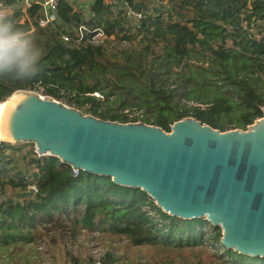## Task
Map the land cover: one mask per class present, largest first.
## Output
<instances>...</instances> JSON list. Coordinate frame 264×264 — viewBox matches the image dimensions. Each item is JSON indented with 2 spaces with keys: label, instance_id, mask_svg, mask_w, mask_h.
Returning <instances> with one entry per match:
<instances>
[{
  "label": "trees",
  "instance_id": "1",
  "mask_svg": "<svg viewBox=\"0 0 264 264\" xmlns=\"http://www.w3.org/2000/svg\"><path fill=\"white\" fill-rule=\"evenodd\" d=\"M0 4L17 7L9 18L31 33L43 52L32 78L14 80L0 74V103L16 91H32L101 120L140 119L165 132L185 118L228 131L245 130L262 117L264 0H183L176 8L185 10V16L179 11L177 20L147 16L136 23L134 34V27L123 26L112 16L105 0H95L91 7L95 25L114 37V42L98 47L65 43L58 32L48 29L30 32L27 20L20 23L19 0H0ZM132 8L140 10L135 4ZM37 9L32 6L28 16ZM58 14L65 26L92 23L72 12L65 0H60ZM138 34L141 38L132 43ZM126 109L143 116L129 120L123 113ZM24 145L30 146L25 164L24 157L5 155L15 146L0 143V189L35 187L34 195L22 202L9 198L0 202V247L10 256L11 247L33 240L37 218L58 215L70 222L72 232L78 227L97 229L125 238L134 247L152 246L177 255V262L163 257L154 264H264V258L225 249L220 228L204 219L171 217L140 189L82 171L74 174L59 159L38 157L33 144ZM27 168L33 172L21 171ZM69 256L71 264H84ZM204 256L211 260L202 261ZM116 260L108 250L100 264Z\"/></svg>",
  "mask_w": 264,
  "mask_h": 264
},
{
  "label": "water",
  "instance_id": "2",
  "mask_svg": "<svg viewBox=\"0 0 264 264\" xmlns=\"http://www.w3.org/2000/svg\"><path fill=\"white\" fill-rule=\"evenodd\" d=\"M6 100L0 143L33 144L38 157L140 189L171 217L220 228L225 249L264 258V109L245 130L185 118L165 132L84 115L32 91Z\"/></svg>",
  "mask_w": 264,
  "mask_h": 264
},
{
  "label": "rangeland",
  "instance_id": "3",
  "mask_svg": "<svg viewBox=\"0 0 264 264\" xmlns=\"http://www.w3.org/2000/svg\"><path fill=\"white\" fill-rule=\"evenodd\" d=\"M182 1L183 0H105V4L110 6L112 16L117 17V21L123 24V26L129 28L134 27L131 31V33L134 34L137 32L135 27L136 23L141 21L138 18L132 19L133 17L131 16H125V8H129L133 11L132 4H135L136 7L140 9L138 11L144 14L142 19L147 16L153 17L161 15L164 20L168 17L177 20L179 19L178 16H176L177 11H179L181 15H186L185 10H178L176 8L179 4L181 5ZM15 9H17V7H10L0 12V14H7L10 16L14 13ZM23 21L24 20L21 18L20 23ZM163 31H165V29ZM140 38L141 35L138 34L134 37L132 43L138 42ZM113 39L114 37H110L108 42H114ZM110 44L113 45V43ZM122 45L128 44L126 41H122ZM35 94L44 99L54 100L39 93ZM58 102L70 107L63 100ZM140 115V117L143 116L142 113ZM29 150L30 146L18 144L15 146L14 151H6L5 155L18 160L24 157L25 159L21 162L25 164L28 160L26 152ZM21 171H27L28 174L33 172L30 168L22 169ZM30 187L34 186L30 185L27 189ZM27 189H13L8 185H3V188L0 189V202L6 198L22 202L27 198H20L21 193L26 192ZM36 222L38 224V232L31 235L33 240L29 242V244L16 246L14 248L11 247V256L5 249L0 247V264H71L69 255L77 257L83 261L84 264H87V260L89 259V247L91 245H98L100 249L104 251H112L117 257L115 264H154L155 262H159L163 257L177 262V255L174 252H162L157 247L152 246L134 247L131 246L125 238L110 235L109 233L97 229L87 230L78 227L75 232H72L69 228L70 222L65 220L63 216L57 215L50 219L37 218ZM183 255L186 256L187 253ZM208 260L211 259L207 256L202 258L204 262Z\"/></svg>",
  "mask_w": 264,
  "mask_h": 264
},
{
  "label": "built area",
  "instance_id": "4",
  "mask_svg": "<svg viewBox=\"0 0 264 264\" xmlns=\"http://www.w3.org/2000/svg\"><path fill=\"white\" fill-rule=\"evenodd\" d=\"M71 6L72 12L80 13L84 21L92 19L91 24L81 23L78 26L72 27L70 25L65 26L58 14V7L60 0H19L21 4L22 19L30 25V32L40 29H48L59 33L60 39L65 43H74L75 45H90L98 47L108 41L110 37L107 36L100 26L95 25L97 23V17L91 12V7L95 0H65ZM36 5L38 7L35 14L28 16V10ZM11 6H2L0 4V12L10 8ZM125 16H131L132 19L138 18L140 21L143 19V13L138 10L133 11L129 8H125ZM95 97L102 100V96L98 93L94 94ZM140 111L125 110L123 113L127 115L129 120L135 117H140ZM140 119L134 122L139 123ZM74 171V170H73ZM76 171H74V174ZM35 189V187H33ZM107 251L100 249L98 245H91L89 247V264H100L102 258Z\"/></svg>",
  "mask_w": 264,
  "mask_h": 264
},
{
  "label": "clouds",
  "instance_id": "5",
  "mask_svg": "<svg viewBox=\"0 0 264 264\" xmlns=\"http://www.w3.org/2000/svg\"><path fill=\"white\" fill-rule=\"evenodd\" d=\"M42 55L31 33L7 14H0V74L14 80L30 79L39 70Z\"/></svg>",
  "mask_w": 264,
  "mask_h": 264
},
{
  "label": "bare ground",
  "instance_id": "6",
  "mask_svg": "<svg viewBox=\"0 0 264 264\" xmlns=\"http://www.w3.org/2000/svg\"><path fill=\"white\" fill-rule=\"evenodd\" d=\"M8 101H9V100H5L4 102H1V103H0V139H1V137H2V134H1V123H2V117H3V114H4L5 109H6V107H7Z\"/></svg>",
  "mask_w": 264,
  "mask_h": 264
}]
</instances>
